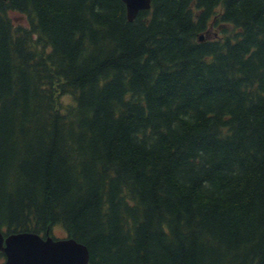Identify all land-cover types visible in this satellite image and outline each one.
<instances>
[{
  "label": "trees",
  "instance_id": "trees-1",
  "mask_svg": "<svg viewBox=\"0 0 264 264\" xmlns=\"http://www.w3.org/2000/svg\"><path fill=\"white\" fill-rule=\"evenodd\" d=\"M150 2L0 0V228L60 224L89 264H264V0Z\"/></svg>",
  "mask_w": 264,
  "mask_h": 264
},
{
  "label": "water",
  "instance_id": "water-1",
  "mask_svg": "<svg viewBox=\"0 0 264 264\" xmlns=\"http://www.w3.org/2000/svg\"><path fill=\"white\" fill-rule=\"evenodd\" d=\"M122 2L128 21H133L139 11L149 10L151 5L150 0ZM0 252L5 256L2 264H88L89 261L86 245L73 238L53 240L28 231L5 235L0 229Z\"/></svg>",
  "mask_w": 264,
  "mask_h": 264
},
{
  "label": "rangeland",
  "instance_id": "rangeland-1",
  "mask_svg": "<svg viewBox=\"0 0 264 264\" xmlns=\"http://www.w3.org/2000/svg\"><path fill=\"white\" fill-rule=\"evenodd\" d=\"M221 8L218 6L216 8V16L220 14ZM11 18L13 20L14 25L16 26H27L28 23L26 21V17L23 14L20 13H12ZM215 16V17H216ZM215 17H213L208 25V28L206 30L204 34V37L206 39L208 38H217L218 37V33L222 32L223 29H226L227 27H223V25H217L214 23ZM227 26V25H226ZM70 98L68 96H63L61 98V103L65 104V103H69ZM50 234L57 236V237H65L66 236V231L61 227L60 224H57L56 226L52 227L50 229ZM5 260V257L2 253H0V264L3 263V261Z\"/></svg>",
  "mask_w": 264,
  "mask_h": 264
},
{
  "label": "flooded vegetation",
  "instance_id": "flooded-vegetation-1",
  "mask_svg": "<svg viewBox=\"0 0 264 264\" xmlns=\"http://www.w3.org/2000/svg\"><path fill=\"white\" fill-rule=\"evenodd\" d=\"M53 238H55V239H60V238H65V237H57V236H53Z\"/></svg>",
  "mask_w": 264,
  "mask_h": 264
}]
</instances>
